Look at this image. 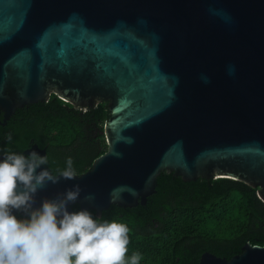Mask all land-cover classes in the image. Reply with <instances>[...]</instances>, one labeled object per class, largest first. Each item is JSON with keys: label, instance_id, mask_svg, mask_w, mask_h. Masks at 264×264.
<instances>
[{"label": "water", "instance_id": "obj_1", "mask_svg": "<svg viewBox=\"0 0 264 264\" xmlns=\"http://www.w3.org/2000/svg\"><path fill=\"white\" fill-rule=\"evenodd\" d=\"M53 95L83 112L107 102L108 148L37 204L78 184L73 208L102 217L145 206L163 172L264 202V0H0V126ZM198 264H264V245Z\"/></svg>", "mask_w": 264, "mask_h": 264}, {"label": "trees", "instance_id": "obj_2", "mask_svg": "<svg viewBox=\"0 0 264 264\" xmlns=\"http://www.w3.org/2000/svg\"><path fill=\"white\" fill-rule=\"evenodd\" d=\"M110 116L107 102L83 112L53 95L19 109L6 127L0 126V148L19 151L37 144L46 149L54 174L71 157L81 176L107 151ZM114 217L129 224L126 256L139 252L140 264H198L207 251L231 259L247 243L264 245V202L258 189L229 179L186 183L163 172L145 206L113 205L102 215Z\"/></svg>", "mask_w": 264, "mask_h": 264}, {"label": "clouds", "instance_id": "obj_3", "mask_svg": "<svg viewBox=\"0 0 264 264\" xmlns=\"http://www.w3.org/2000/svg\"><path fill=\"white\" fill-rule=\"evenodd\" d=\"M12 140L8 134L6 141ZM23 150L0 148V264H140L139 252L126 256V221L73 208L81 193L78 184L37 204L42 188L76 178L77 172L71 157L54 174L47 154Z\"/></svg>", "mask_w": 264, "mask_h": 264}, {"label": "flooded vegetation", "instance_id": "obj_4", "mask_svg": "<svg viewBox=\"0 0 264 264\" xmlns=\"http://www.w3.org/2000/svg\"><path fill=\"white\" fill-rule=\"evenodd\" d=\"M76 110H78V109H76ZM0 120H1V121L3 120V114L0 116ZM10 120H11V119H10ZM10 120H9V121H10ZM9 121L6 123L5 126H1V127H6V126L8 125V123H9ZM30 147H31V146H30ZM30 147H28L27 149L24 150V154H25V151L28 150ZM25 155H27V154H25ZM44 166L47 167V165H44Z\"/></svg>", "mask_w": 264, "mask_h": 264}]
</instances>
